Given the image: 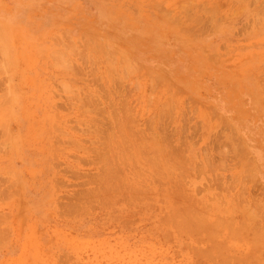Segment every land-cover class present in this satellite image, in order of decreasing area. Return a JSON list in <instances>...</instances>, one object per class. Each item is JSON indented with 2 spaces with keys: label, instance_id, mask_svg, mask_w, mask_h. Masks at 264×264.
<instances>
[{
  "label": "rangeland",
  "instance_id": "rangeland-1",
  "mask_svg": "<svg viewBox=\"0 0 264 264\" xmlns=\"http://www.w3.org/2000/svg\"><path fill=\"white\" fill-rule=\"evenodd\" d=\"M0 264H264V0H0Z\"/></svg>",
  "mask_w": 264,
  "mask_h": 264
},
{
  "label": "bare ground",
  "instance_id": "bare-ground-1",
  "mask_svg": "<svg viewBox=\"0 0 264 264\" xmlns=\"http://www.w3.org/2000/svg\"><path fill=\"white\" fill-rule=\"evenodd\" d=\"M238 144V143H237ZM238 147H239V145H238ZM141 149H142V147H141ZM144 149V148H143ZM246 155V154H245ZM259 209V208H258ZM248 216V215H247ZM246 216V217H247ZM247 226V225H246ZM242 227V226H241ZM244 229V228H243ZM248 229V228H247ZM214 231V230H213ZM254 231V230H253ZM215 232V231H214ZM254 232H256V230L254 231ZM251 235V234H250Z\"/></svg>",
  "mask_w": 264,
  "mask_h": 264
}]
</instances>
